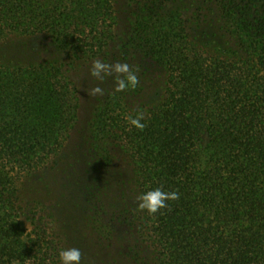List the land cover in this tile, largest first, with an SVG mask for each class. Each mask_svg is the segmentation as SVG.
<instances>
[{
  "label": "trees",
  "instance_id": "trees-1",
  "mask_svg": "<svg viewBox=\"0 0 264 264\" xmlns=\"http://www.w3.org/2000/svg\"><path fill=\"white\" fill-rule=\"evenodd\" d=\"M13 35L49 36L68 63L0 57V264H60L21 184L77 123L67 66L100 58L127 63L139 84L116 93L111 75L93 146L125 155L138 196L180 198L154 215L132 199L97 208L95 238L118 240V264H264V0H0V44ZM160 75L159 97L145 101ZM141 113L143 130L129 122Z\"/></svg>",
  "mask_w": 264,
  "mask_h": 264
},
{
  "label": "rangeland",
  "instance_id": "rangeland-1",
  "mask_svg": "<svg viewBox=\"0 0 264 264\" xmlns=\"http://www.w3.org/2000/svg\"><path fill=\"white\" fill-rule=\"evenodd\" d=\"M124 10L119 8L117 13L118 35L128 26V12ZM0 57L11 59L12 62L57 60L68 63L47 35L10 36L0 44ZM94 60H80L67 66L78 90L77 123L55 160L21 184V196L23 202L36 205L46 216L44 226L47 234L61 248L80 249L81 264H118L121 260L118 240L111 246L97 240L91 227L92 217L97 208L99 212L102 208L114 210L125 199L138 202V194L125 155L115 149L109 160L102 150L93 146L90 139L94 111L112 84L111 75L103 82L91 76L90 69ZM99 60L111 64V59ZM97 85L104 89V94L90 95L91 89ZM162 85L163 76L160 75L157 85L148 89L145 101L156 100ZM96 171L91 176V172Z\"/></svg>",
  "mask_w": 264,
  "mask_h": 264
},
{
  "label": "clouds",
  "instance_id": "clouds-1",
  "mask_svg": "<svg viewBox=\"0 0 264 264\" xmlns=\"http://www.w3.org/2000/svg\"><path fill=\"white\" fill-rule=\"evenodd\" d=\"M115 73V92H123L126 89H136L139 84V77L127 63L117 62L110 64L99 59L93 61L90 74L97 80L103 82L104 79ZM90 95L97 96L104 94V89L98 85L91 89ZM143 121V114H138L135 118L129 117L132 126L143 130L146 126ZM180 198L177 191H164L161 187L141 193L138 197L137 208L140 211H147L150 215L158 213L161 209L168 208V201H175ZM60 264H81L82 252L79 248H61L58 252Z\"/></svg>",
  "mask_w": 264,
  "mask_h": 264
}]
</instances>
